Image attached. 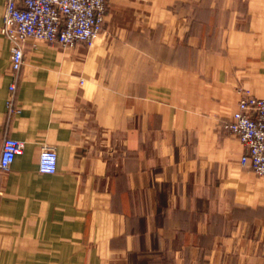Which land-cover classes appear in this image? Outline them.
Returning <instances> with one entry per match:
<instances>
[{
	"label": "crops",
	"instance_id": "1",
	"mask_svg": "<svg viewBox=\"0 0 264 264\" xmlns=\"http://www.w3.org/2000/svg\"><path fill=\"white\" fill-rule=\"evenodd\" d=\"M0 264H264V176L225 129L264 97V0H108L87 46L1 32ZM44 145L57 169L39 170Z\"/></svg>",
	"mask_w": 264,
	"mask_h": 264
},
{
	"label": "built area",
	"instance_id": "2",
	"mask_svg": "<svg viewBox=\"0 0 264 264\" xmlns=\"http://www.w3.org/2000/svg\"><path fill=\"white\" fill-rule=\"evenodd\" d=\"M1 32L11 43L10 93L7 107L10 113L20 110L15 104L19 72L25 63L26 44L40 40L60 46L83 43L92 46L103 31L108 0H4ZM225 129L239 138L245 147L241 158L259 176H264V97L243 91L238 108ZM22 140L6 137L0 159V172L11 169L17 155L24 151ZM57 149L44 145L39 156V170L57 169Z\"/></svg>",
	"mask_w": 264,
	"mask_h": 264
}]
</instances>
